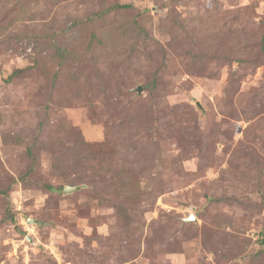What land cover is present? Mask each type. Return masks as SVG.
<instances>
[{
	"label": "rangeland",
	"instance_id": "rangeland-1",
	"mask_svg": "<svg viewBox=\"0 0 264 264\" xmlns=\"http://www.w3.org/2000/svg\"><path fill=\"white\" fill-rule=\"evenodd\" d=\"M263 38L264 0H0V264H264Z\"/></svg>",
	"mask_w": 264,
	"mask_h": 264
},
{
	"label": "water",
	"instance_id": "water-1",
	"mask_svg": "<svg viewBox=\"0 0 264 264\" xmlns=\"http://www.w3.org/2000/svg\"><path fill=\"white\" fill-rule=\"evenodd\" d=\"M143 91V88L141 87V86H139V88H138V93L140 94L141 92ZM78 188H74V187H67V188H65L64 189V193L66 194V193H70V192H73V191H75V190H77ZM187 222H194V221H196V218L195 217H193V216H191L189 219H187L186 220ZM31 224L32 223H36V221H29Z\"/></svg>",
	"mask_w": 264,
	"mask_h": 264
},
{
	"label": "trees",
	"instance_id": "trees-1",
	"mask_svg": "<svg viewBox=\"0 0 264 264\" xmlns=\"http://www.w3.org/2000/svg\"><path fill=\"white\" fill-rule=\"evenodd\" d=\"M113 8L115 9H118V10H122V9H131L132 6L131 5H128V4H125V5H115ZM102 17V16H101ZM263 41H264V38H263ZM63 54V53H62ZM21 72V70H18L16 73H19ZM50 189H52L51 187H49ZM59 191H62L63 188L59 187L58 189ZM5 194H7V192H5ZM264 236V235H263ZM262 245H264V240L261 241Z\"/></svg>",
	"mask_w": 264,
	"mask_h": 264
}]
</instances>
